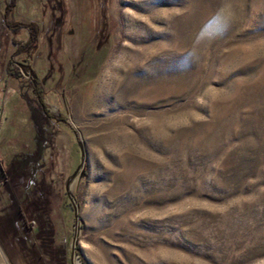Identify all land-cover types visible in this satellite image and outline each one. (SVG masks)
<instances>
[{"label":"rangeland","instance_id":"1","mask_svg":"<svg viewBox=\"0 0 264 264\" xmlns=\"http://www.w3.org/2000/svg\"><path fill=\"white\" fill-rule=\"evenodd\" d=\"M8 106L0 264H264V0H0Z\"/></svg>","mask_w":264,"mask_h":264},{"label":"crops","instance_id":"2","mask_svg":"<svg viewBox=\"0 0 264 264\" xmlns=\"http://www.w3.org/2000/svg\"><path fill=\"white\" fill-rule=\"evenodd\" d=\"M11 110L12 109L9 108V106H8L5 108L2 115L0 113V162H1V160H5L7 157L6 156V153H7L6 147L9 150H11L12 154L13 153L15 154V151L17 148V144L15 145L14 142H10L12 137H9V136H12L11 131L13 128V127H11V123H9L10 120L13 121V118H12L13 115L11 114Z\"/></svg>","mask_w":264,"mask_h":264},{"label":"trees","instance_id":"3","mask_svg":"<svg viewBox=\"0 0 264 264\" xmlns=\"http://www.w3.org/2000/svg\"><path fill=\"white\" fill-rule=\"evenodd\" d=\"M12 3H13V1H12ZM6 15H7V12H5L4 16L6 17ZM8 70H10V69H8ZM34 82L37 83L36 79H34ZM36 93H37V96H38V99H39L40 103L45 108V105L43 104L42 99L40 98V96H41L40 91L36 90Z\"/></svg>","mask_w":264,"mask_h":264}]
</instances>
